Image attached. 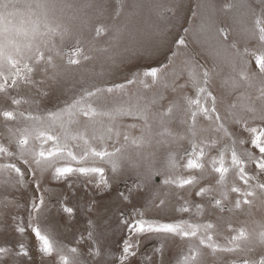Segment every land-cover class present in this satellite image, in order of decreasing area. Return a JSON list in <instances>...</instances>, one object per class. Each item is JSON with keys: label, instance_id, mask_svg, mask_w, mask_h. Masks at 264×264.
<instances>
[{"label": "rangeland", "instance_id": "obj_1", "mask_svg": "<svg viewBox=\"0 0 264 264\" xmlns=\"http://www.w3.org/2000/svg\"><path fill=\"white\" fill-rule=\"evenodd\" d=\"M51 2L56 5L55 14L51 17L52 22L60 23L72 35V38L65 39L63 48L65 50L70 48L75 43L74 38L80 36L92 59L85 62L79 70L67 74L59 84L49 81L45 84L37 83L31 87H20L12 93L17 98L27 101L20 106L19 110L34 114L56 111L64 107L66 102L70 103L82 88L124 84L127 79L133 78L137 73L142 74L146 68L151 66L156 67L160 73L157 83H153L150 77L145 78L141 75L140 78L144 80L143 84L130 85L126 91L117 92L115 95L128 101L129 104L146 105L155 101L149 111L154 137L152 136L150 145L141 148L132 146L129 141L124 149L120 169L116 173L105 165V175L110 185L107 190L85 183L83 177L73 176L70 181L55 180L51 169L48 173H41L37 170L33 175L28 172V166L23 163L18 164L17 161L15 162L17 166L30 179L25 176L23 187L15 183L18 177L14 172H0V246L13 249L12 255L6 258L8 264H58V257L55 253L52 257H43L36 250V241L30 230L26 231L23 236L15 231L16 223L23 222L27 225L31 208L29 205L41 194L47 206V211L40 217L42 227L50 233L58 248H63L65 252L71 247L78 248L81 253L79 257L81 264H120L122 249L128 239L133 242L139 239V247L134 249L136 255L130 256L125 264H182L190 241L157 234H146L139 238L129 236L128 229L120 223L121 214L131 218L130 214L135 209L144 213L143 219L153 222L180 220L192 223L211 222L216 233L214 240L222 245L226 244L227 238L234 234L228 230L229 224L236 229L244 228L255 237L260 226L264 225V202L260 199H256L251 207L245 205L241 210L219 213L208 204V196L196 197L194 193L188 196L187 191H180L177 195L179 190L174 186L164 185L162 181L169 175L167 166L169 154L175 153L179 159V155L186 148L190 149V134L187 132V125L181 123L187 107L183 97L185 95L195 97L194 89L187 83L186 60L199 65L198 72L203 69L210 71L209 91L217 98V109L224 117L223 124L228 133L233 138L249 140V134L243 130V126L237 125L228 113L229 105L237 102L241 93H247L252 100H255L256 88L259 87L262 79L255 68V60L250 55L252 51L258 53L261 50L259 42L252 36L251 31L244 30L246 27L251 29L252 13L260 11V0H135L140 7L126 8L123 11L118 21L121 28L118 37H102L96 40L90 39V36L94 35L95 26L101 23L105 25L113 23L112 17L118 0H51ZM122 2L131 4L133 0H122ZM66 5H72V7L69 8ZM225 5H231V7L225 8ZM220 27L229 30V39L226 43L217 38V29ZM185 29L188 31L186 32ZM181 37L185 39L186 47L176 44ZM52 40L60 44L59 37H53ZM233 43L236 45L235 48L231 47ZM245 49L248 53L243 56V61L247 63L249 75L257 74L252 88H248L239 79L242 61L236 52L239 50L245 53ZM56 63L63 65L60 59H57ZM34 79L40 81L42 73H37ZM233 81L239 83V88L232 87ZM180 85L184 87L181 88ZM44 92L48 94L43 95ZM107 98L111 99L110 96ZM173 101L177 106L170 116L164 118L165 125H161L160 113ZM240 103L243 102H238L237 108L232 111L243 115L249 121V126L258 125L259 121L250 120V113L241 110ZM99 106L105 107L103 103ZM112 106L107 105V107ZM4 107L3 97L0 96V109ZM256 107H259L258 101ZM79 119L83 130L86 121L83 117ZM168 121L171 123H167ZM107 123L105 119V124ZM115 125L121 134L127 132L131 138L142 134L143 122L131 115L118 117ZM130 125L136 126L129 127ZM165 126L177 135L167 136V138L163 136L164 142L157 143L155 135ZM211 128L210 121L203 119L202 116L198 117L197 129L200 135L197 140L206 137L209 141L212 139L218 141L215 147L210 150L206 149L209 157L217 155V148L231 143L228 137L223 136V133L214 132ZM88 132L91 133V128ZM185 133L187 135H184ZM179 136L185 138L179 139ZM186 139H188L187 142H185ZM13 143L14 141L10 143V134L4 127V122L0 120V144H4L12 151L15 144ZM107 144L110 145L111 141ZM123 144L125 142L121 135L119 145ZM183 147L184 150H182ZM236 148L240 154H243L245 149L252 150L248 142L243 145L237 144ZM73 150L79 151L76 147ZM3 163H8V158L0 157V164ZM179 163L182 165L185 161L180 160ZM246 170L252 174L255 165H249ZM153 173L159 174L153 175ZM176 174H184L183 169L181 168ZM195 175L199 176V173ZM40 178L44 180L40 182L39 192H37L36 184L39 183ZM230 179L243 187L242 182L236 177L233 176ZM261 182H264V177H261ZM136 183L142 185L141 190L134 191L130 201L126 202L119 193L127 194L128 189ZM207 183L206 180H202L200 186H206ZM71 188H74L77 196H66ZM17 195L22 197L20 201ZM55 197H64L65 203H71L76 208V214L71 221L59 210V203L50 205L47 202ZM181 198L192 201L191 212L176 211V208L184 202ZM234 198L235 194H231L230 199ZM161 199L165 201V204L156 207ZM196 203L204 206V212L200 215L196 213ZM90 207L91 211H89ZM89 220L96 225V238L100 241L104 253L102 257L92 258L88 254L89 245L92 243L86 239ZM81 234L85 236V240L77 244L76 241ZM20 241L26 245L30 253L28 257L15 255ZM191 243L197 242L191 241ZM245 247H254L255 250L233 255L218 253L214 256L209 250L201 249L202 264H227V261L243 256L255 259L261 252H264V248L256 245L254 241Z\"/></svg>", "mask_w": 264, "mask_h": 264}, {"label": "snow or ice", "instance_id": "obj_2", "mask_svg": "<svg viewBox=\"0 0 264 264\" xmlns=\"http://www.w3.org/2000/svg\"><path fill=\"white\" fill-rule=\"evenodd\" d=\"M72 7V5H66ZM140 5L133 0L131 4H125L118 0L117 6L112 17L113 23L105 25L103 23L95 26L94 35L91 40L98 38H116L121 32L118 24L123 11L127 9H136ZM231 5H225L230 8ZM56 5L51 0H0V96L3 97L5 107L0 109V120L4 122V127L10 134V143L14 141L16 151H11L9 147L0 144V157L19 160L28 166V172L35 175L39 170L43 173L51 169L55 180H69L73 176L85 178V183L92 184L94 187L107 190L110 185L105 175V165L109 166L113 173L120 169V162L124 158V149L130 141L132 146L141 148L150 145L152 142V128L150 124L149 111L155 101L150 104L141 105L123 100L115 95L117 92L126 91L130 85L143 84L145 78H151L153 83L158 82L160 73L156 67L146 68L142 74L137 73L133 78L126 80L124 84L113 86H92L91 88H82L77 96H74L70 103L56 111H48L44 114L31 113L19 110L26 100L17 98L12 93L20 87H31L39 84L52 82L59 84L67 74L79 70L85 62L92 57L85 49L82 38L75 37V43L65 50L63 44L66 38H72L70 31L60 23H53L51 17L55 14ZM251 29L247 27L245 31H251L260 45V51H252L250 55L255 60V68L262 79L260 85L256 88L257 96L255 100L247 93H241L237 102L229 105V116L233 118L237 125H242L243 130L249 134V140L236 139L228 133L224 127L222 117L217 109V98L211 91L209 85L211 81L210 71L203 69L197 71L199 65L192 61H185L188 68L187 83L195 91V97L185 95L183 97L186 104V112L181 123L187 125V132L190 134V149L186 148L179 155L170 153L167 166L169 175L162 181L164 185L174 186L178 191H187V195L196 197L208 196V204L217 212H233L241 210L243 206L251 207L256 199L264 202V0H260V11H253ZM187 32L188 30L185 29ZM217 38L227 42L229 39V30L224 27L217 29ZM53 37H59L60 44L53 42ZM178 46L186 47V41L183 37L176 41ZM231 47L235 48L233 43ZM245 53L237 50L236 55L241 57L242 67L239 72V79L245 83L248 88L253 87V80L257 74L249 75L247 63L243 61ZM63 61V65H58L56 60ZM42 73V79L36 81L34 76ZM183 88V85H180ZM233 88H239V83L233 81ZM175 90V89H174ZM44 92L43 95H47ZM110 96L111 99H108ZM259 107H256V102ZM240 103L243 112L250 113L251 121H259L256 126H249V121L243 115L232 111ZM103 103L105 107L99 105ZM113 105L107 107V105ZM127 105V107L125 106ZM173 101L160 113V123L165 125L164 118L170 116L176 107ZM131 115L143 122L141 136L131 138L127 132L121 134L117 130L115 121L118 117ZM211 122V130L221 132L223 136L228 137L230 144H224L217 148V155L209 157L207 150L212 149L218 143L216 139L208 140L202 137L197 140L200 133L197 129L198 117ZM83 117L86 123L81 129ZM105 119L108 123L105 124ZM167 123H171L168 121ZM130 125L129 127H135ZM91 128L89 134L88 129ZM58 129V131H57ZM123 135L125 144L119 145V140ZM158 136H173L177 134L168 127L157 133ZM179 136V139H184ZM111 141V144H107ZM35 142V144L33 143ZM158 140L157 143H163ZM250 143L251 149H245L243 154L238 153L237 144L243 145ZM119 145V146H117ZM76 147L79 151H74ZM111 149V150H110ZM207 149V150H206ZM254 150V151H253ZM258 153V154H257ZM227 154V155H226ZM180 160L185 161L182 165ZM255 165L252 174L246 170L249 165ZM184 174L177 175L180 169ZM14 172L18 177L16 184L20 187L25 185V172L17 166L15 162L0 164V172ZM199 173V176L195 175ZM159 173H153L158 175ZM236 177L242 182L243 187L238 186L230 177ZM206 180V186H200V182ZM71 187V183H69ZM39 192V183L36 184ZM142 185L136 183L128 189L127 194L120 192L119 195L129 202L134 191L141 190ZM198 188V190H196ZM231 194H235L234 199H230ZM227 202V203H226ZM165 204L160 200L156 207ZM192 201L185 199L184 203L176 208L179 213H189L192 211ZM59 210L71 221L76 208L64 200L59 201ZM230 205V206H229ZM197 215L204 212V206L201 203L195 204ZM91 207L89 211H91ZM47 211L44 196L39 195L34 198L31 204L27 225L23 222L16 223L15 231L23 236L30 230L36 241V250L43 257H52L55 253L58 257V264H81L79 259L81 253L78 248H68L67 252L63 248H58L56 241L52 238L40 223V217ZM144 213L135 209L130 214L131 218L121 214L120 223L129 231V236L142 237L146 234H157L172 237H179L190 241L187 254L183 256L182 264H202L201 249H207L212 255L218 253L233 255L242 252H252L254 247H245L252 244L264 248V225L260 226L258 233L253 234L244 228H233L228 225V230L233 235L227 238L226 244L217 243L214 240V225L211 222L192 223L186 220L176 222H153L143 219ZM16 219L15 217L13 218ZM96 225L92 220L88 221V231L86 239L92 241L89 245L88 254L92 258L102 257L104 255L100 241L96 238ZM85 240L83 234L76 241L79 244ZM196 241L197 243H191ZM139 239L125 241L120 264L130 256H135L138 249ZM157 251H160L157 249ZM13 249L8 246H0V264H8L7 257L11 256ZM17 257H28L30 255L23 241L18 242V250L15 252ZM227 264H264V252H261L258 258L249 259L247 256L239 257L227 261Z\"/></svg>", "mask_w": 264, "mask_h": 264}]
</instances>
